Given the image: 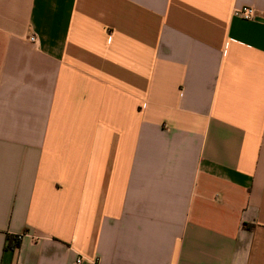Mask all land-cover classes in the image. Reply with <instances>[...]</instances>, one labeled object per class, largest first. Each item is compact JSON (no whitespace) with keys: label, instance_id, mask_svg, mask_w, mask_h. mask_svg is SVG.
I'll use <instances>...</instances> for the list:
<instances>
[{"label":"crops","instance_id":"obj_1","mask_svg":"<svg viewBox=\"0 0 264 264\" xmlns=\"http://www.w3.org/2000/svg\"><path fill=\"white\" fill-rule=\"evenodd\" d=\"M78 258L264 264V0H0V264Z\"/></svg>","mask_w":264,"mask_h":264},{"label":"built area","instance_id":"obj_2","mask_svg":"<svg viewBox=\"0 0 264 264\" xmlns=\"http://www.w3.org/2000/svg\"><path fill=\"white\" fill-rule=\"evenodd\" d=\"M235 15L245 20H253L255 18V10L252 7L245 6V7L236 9ZM28 40L29 42L33 44H36L38 41L35 35H31ZM17 237L18 239H21L23 235H18ZM81 262H82V258H78L76 260V264H81Z\"/></svg>","mask_w":264,"mask_h":264},{"label":"trees","instance_id":"obj_3","mask_svg":"<svg viewBox=\"0 0 264 264\" xmlns=\"http://www.w3.org/2000/svg\"><path fill=\"white\" fill-rule=\"evenodd\" d=\"M20 241L21 239H18L17 236H7L6 248L15 251L19 247Z\"/></svg>","mask_w":264,"mask_h":264}]
</instances>
